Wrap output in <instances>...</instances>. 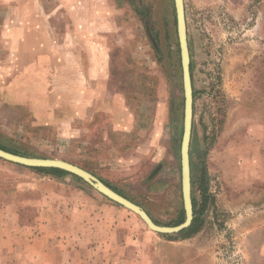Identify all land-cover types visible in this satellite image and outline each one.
<instances>
[{
	"label": "rangeland",
	"instance_id": "1",
	"mask_svg": "<svg viewBox=\"0 0 264 264\" xmlns=\"http://www.w3.org/2000/svg\"><path fill=\"white\" fill-rule=\"evenodd\" d=\"M184 1L194 86L192 191L202 224L189 237L158 233L117 204L146 229L137 233L146 258L133 254L123 264H264V0ZM83 2V12L72 5L81 20L72 12L52 21L68 31L83 21L84 35H68L69 48L78 43L81 51L77 58L68 51L67 68H52L50 82L23 66L27 52L16 67L11 27L0 20V144L78 164L159 224L177 225L185 98L175 1ZM8 10L0 4V15ZM78 200L116 203L71 175L0 157V220L30 224L46 214L59 221L63 206Z\"/></svg>",
	"mask_w": 264,
	"mask_h": 264
},
{
	"label": "crops",
	"instance_id": "2",
	"mask_svg": "<svg viewBox=\"0 0 264 264\" xmlns=\"http://www.w3.org/2000/svg\"><path fill=\"white\" fill-rule=\"evenodd\" d=\"M83 1L0 0L9 8L0 20H6L11 27L13 59L16 55L19 60L16 67L22 66L20 53L27 52L28 60L23 66L28 71L37 69V75L45 76L44 82L51 81L52 68H67V52L72 49L77 58L82 48L78 43L69 48L68 35H84L83 21L75 31H68L67 26L56 27L52 21L68 19L72 12V18L81 20L80 12H74L72 5L83 12ZM56 3L58 8L53 7ZM94 19H90L91 25ZM80 65L78 61L75 64ZM119 205L78 200L63 206L59 221H50L46 214L30 224L21 223L16 216L11 223L0 220V264H123L132 260L133 254L135 259H144L146 244L137 233H146V229ZM132 224L137 226L136 232ZM133 246H137V252L130 250Z\"/></svg>",
	"mask_w": 264,
	"mask_h": 264
},
{
	"label": "water",
	"instance_id": "3",
	"mask_svg": "<svg viewBox=\"0 0 264 264\" xmlns=\"http://www.w3.org/2000/svg\"><path fill=\"white\" fill-rule=\"evenodd\" d=\"M176 9L177 33L183 70L184 87V124L180 146L182 194L185 210V220L177 225H162L157 223L149 212L140 204L121 194L91 171L73 162L59 158L32 157L17 154L0 147V157L13 163L31 167H57L64 169L81 177L84 181L93 186L101 194L112 201L124 206L134 212L147 224V226L158 233H179L189 227L195 217L193 191H192V169H191V139L193 132L194 118V86L191 72V54L188 39V25L186 7L184 0H174ZM155 45L157 41L153 38Z\"/></svg>",
	"mask_w": 264,
	"mask_h": 264
},
{
	"label": "trees",
	"instance_id": "4",
	"mask_svg": "<svg viewBox=\"0 0 264 264\" xmlns=\"http://www.w3.org/2000/svg\"><path fill=\"white\" fill-rule=\"evenodd\" d=\"M191 72H192V66H191ZM0 147H2L3 149H6L8 151H12L14 153H17V154H22V155H31L25 151H20V150H13V149H10L4 145H1L0 144ZM27 167H30V168H33L39 172H42V173H46V174H52V175H55V176H66V175H71L73 177H75L76 179L80 180V181H84L81 177L73 174V173H70L64 169H61V168H57V167H31V166H27ZM104 181V180H103ZM85 182V181H84ZM105 182V181H104ZM87 183V182H86ZM107 183V182H105ZM108 184V183H107ZM109 186H111L110 184H108ZM112 188H114L113 186H111ZM115 190H117L116 188H114ZM118 191V190H117ZM120 192V191H118ZM121 193V192H120ZM123 194V193H121ZM124 195V194H123ZM126 196V195H125ZM209 194H208V191H207V188L203 189V197H204V200H205V203L204 205L207 203L208 199H209ZM128 197V196H126ZM134 201V200H133ZM193 202H194V213H195V217L193 219V222L192 224L185 228L184 230L180 231L179 233H177V236H182V237H189L190 235L196 233L201 224H202V219H200L199 215H198V211L196 210L197 208V202H196V199L194 198L193 196ZM137 203V202H136ZM118 204V203H117ZM139 204V203H138ZM204 208V206H203ZM202 212V211H201ZM155 220V219H154ZM185 220V210H184V207L182 208L181 210V215H180V222L184 221ZM157 223H159V221L155 220Z\"/></svg>",
	"mask_w": 264,
	"mask_h": 264
}]
</instances>
